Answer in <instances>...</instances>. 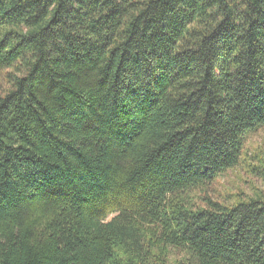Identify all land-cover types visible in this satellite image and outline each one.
<instances>
[{
    "label": "trees",
    "instance_id": "1",
    "mask_svg": "<svg viewBox=\"0 0 264 264\" xmlns=\"http://www.w3.org/2000/svg\"><path fill=\"white\" fill-rule=\"evenodd\" d=\"M1 72L0 264H264V0H0Z\"/></svg>",
    "mask_w": 264,
    "mask_h": 264
},
{
    "label": "rangeland",
    "instance_id": "2",
    "mask_svg": "<svg viewBox=\"0 0 264 264\" xmlns=\"http://www.w3.org/2000/svg\"><path fill=\"white\" fill-rule=\"evenodd\" d=\"M7 87L6 74L1 72L0 95L4 94ZM245 148L248 165H254L257 159L264 160V129L248 136ZM247 171L245 166H241L238 170L229 172L214 186L211 192L212 196L221 202H228L227 200H231L234 195H252L255 191L254 188L262 190L263 183L256 176L248 174Z\"/></svg>",
    "mask_w": 264,
    "mask_h": 264
}]
</instances>
